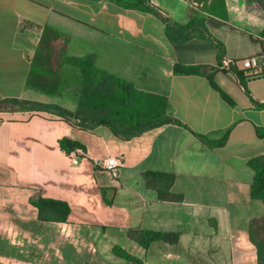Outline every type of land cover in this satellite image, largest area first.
Wrapping results in <instances>:
<instances>
[{
  "label": "crops",
  "instance_id": "obj_1",
  "mask_svg": "<svg viewBox=\"0 0 264 264\" xmlns=\"http://www.w3.org/2000/svg\"><path fill=\"white\" fill-rule=\"evenodd\" d=\"M150 1L179 24L199 11L222 48L200 37L173 43L160 16L116 0H0V100L75 110L76 101L61 93L26 84L43 34L55 46L63 36L67 56L91 55L99 69L166 97L178 121L123 140L103 125L69 124L53 110L0 111L1 263L130 264L113 253L117 246L144 264H257L250 232L264 218V203L251 196L247 160L264 154V136L257 134L264 129V0H223L213 12L212 0H192L201 4L196 9L190 0ZM252 55L259 59L254 72L262 74L245 72L244 85L234 71L244 68L219 67L224 58ZM175 65L201 71L175 72ZM67 69L79 75L68 65L63 74ZM62 137L83 145L78 163L60 148ZM109 156L122 158L117 179L92 164ZM147 171L173 174L170 190L181 199H159L145 184ZM39 197L65 201L67 220H39L31 202ZM9 229L17 238H9ZM131 229L178 238L143 247L129 238Z\"/></svg>",
  "mask_w": 264,
  "mask_h": 264
},
{
  "label": "trees",
  "instance_id": "obj_2",
  "mask_svg": "<svg viewBox=\"0 0 264 264\" xmlns=\"http://www.w3.org/2000/svg\"><path fill=\"white\" fill-rule=\"evenodd\" d=\"M116 1L121 6L160 16L165 24V34L173 43L200 37L218 48H222L221 43L208 33L205 17L199 11H193L186 23L179 24L171 20L165 11L155 6L150 0ZM214 3L222 4L223 0H212L211 5L207 8L208 12L214 11ZM46 32H52L54 38H59V34L51 29L46 28L44 33ZM45 35L43 34L32 58L26 84L46 94L59 95L63 86V67L66 65L74 67L79 73L80 81L75 110L69 111L57 104H43L21 98H5L0 100V111L53 110L57 116L69 124L85 129L103 125L123 140L165 123H178L168 112L166 97L140 91L132 83L99 69L94 64V58L91 55L67 56L64 51V42H62V40L65 41L63 36H60L61 42L55 46L46 40ZM174 70L180 73L198 74L201 67L175 65ZM234 71L242 85L245 83V72L251 71L248 77L252 78L262 74V70L254 72L253 69L237 70L234 68ZM4 105L12 107L6 109ZM260 105H264V103H260ZM257 134L264 136V129L257 128ZM196 135L203 139L202 135ZM225 139L226 134L218 143L221 144ZM58 142L66 154L77 148L84 149L82 144L67 137L60 138ZM247 165L254 171L250 187L251 196L264 203V154L250 157L247 160ZM143 176L145 184L156 190L159 199L173 201L181 199L180 195H176L170 190L173 174L147 171ZM103 199L110 203L104 194ZM31 202L37 208L38 219L41 221L65 222L70 212L69 205L62 200L39 197ZM256 225L258 230H261L264 226V218L258 220ZM127 234L129 238L143 247H147L156 240L174 243L178 238L176 233L151 230L131 229ZM250 238L256 247L257 264H264V234L257 236L251 231ZM112 250L114 254L128 260L130 264H144L139 258L117 246H113ZM0 264L3 263L0 262Z\"/></svg>",
  "mask_w": 264,
  "mask_h": 264
},
{
  "label": "built area",
  "instance_id": "obj_3",
  "mask_svg": "<svg viewBox=\"0 0 264 264\" xmlns=\"http://www.w3.org/2000/svg\"><path fill=\"white\" fill-rule=\"evenodd\" d=\"M189 5L193 8H198L201 4L190 0ZM236 66L239 65L241 68L244 69H255L259 66V59L257 56H248L244 57L238 60H229V59H222L220 68L224 69L227 66ZM260 72V71H259ZM78 151L80 154L84 155L83 151L81 150H73L69 153V158L70 162L72 164H76L79 161V156L75 154V152ZM92 164L95 168L100 169L104 173L108 175L109 178L111 179H117L119 176V168L122 165V158L118 156H109L106 158H101V159H93ZM9 238H17L18 234L15 232L14 229H9Z\"/></svg>",
  "mask_w": 264,
  "mask_h": 264
},
{
  "label": "rangeland",
  "instance_id": "obj_4",
  "mask_svg": "<svg viewBox=\"0 0 264 264\" xmlns=\"http://www.w3.org/2000/svg\"><path fill=\"white\" fill-rule=\"evenodd\" d=\"M62 79H63V88H62V92L59 95V97L64 100H69L72 102L76 101L77 96L79 94V88H80V81H79L78 74L75 73L73 70L67 69L64 72ZM4 107L7 109L12 106L4 105ZM256 230H257L256 231L257 236L264 234V226L261 228V230H258V228L256 227Z\"/></svg>",
  "mask_w": 264,
  "mask_h": 264
}]
</instances>
